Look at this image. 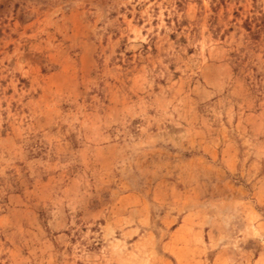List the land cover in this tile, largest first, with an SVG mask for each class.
Masks as SVG:
<instances>
[{"label": "rangeland", "instance_id": "374dc122", "mask_svg": "<svg viewBox=\"0 0 264 264\" xmlns=\"http://www.w3.org/2000/svg\"><path fill=\"white\" fill-rule=\"evenodd\" d=\"M0 264H264V0H0Z\"/></svg>", "mask_w": 264, "mask_h": 264}]
</instances>
